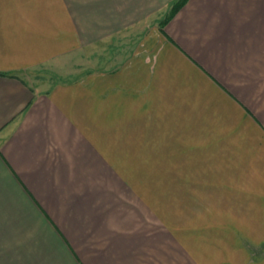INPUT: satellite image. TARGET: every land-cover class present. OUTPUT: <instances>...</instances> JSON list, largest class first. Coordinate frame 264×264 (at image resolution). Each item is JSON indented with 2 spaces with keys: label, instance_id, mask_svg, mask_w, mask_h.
Masks as SVG:
<instances>
[{
  "label": "crops",
  "instance_id": "1",
  "mask_svg": "<svg viewBox=\"0 0 264 264\" xmlns=\"http://www.w3.org/2000/svg\"><path fill=\"white\" fill-rule=\"evenodd\" d=\"M174 1L0 0V264H264V0Z\"/></svg>",
  "mask_w": 264,
  "mask_h": 264
},
{
  "label": "rangeland",
  "instance_id": "2",
  "mask_svg": "<svg viewBox=\"0 0 264 264\" xmlns=\"http://www.w3.org/2000/svg\"><path fill=\"white\" fill-rule=\"evenodd\" d=\"M135 37L136 36L131 35V43L134 41ZM113 53L114 51L112 50V48L106 45L104 50L100 52L101 59L105 60L107 56H113ZM94 55H96L95 52L90 54V56H88L87 58L83 56L84 58L82 60H80L77 57V58H72L71 60L68 59V60L62 61L58 65L39 66V67L28 70L25 74H23V77L27 80L28 83L32 84L35 87H39L45 82H47L48 78H54L57 80L65 79V78L67 79L75 75H78L79 73L87 69H95L97 67L102 68L101 67L102 65L93 63L95 60L94 57H92L93 60L90 59L91 56H94ZM114 57H115V54H114ZM90 63H93V64L89 65Z\"/></svg>",
  "mask_w": 264,
  "mask_h": 264
},
{
  "label": "trees",
  "instance_id": "3",
  "mask_svg": "<svg viewBox=\"0 0 264 264\" xmlns=\"http://www.w3.org/2000/svg\"><path fill=\"white\" fill-rule=\"evenodd\" d=\"M186 2V0H176L173 2L172 7H171V12L169 13L170 15H172L176 10H178L184 3ZM169 15V16H170Z\"/></svg>",
  "mask_w": 264,
  "mask_h": 264
}]
</instances>
